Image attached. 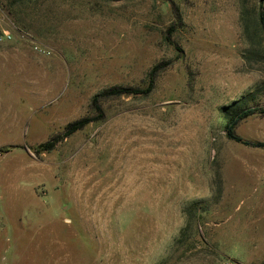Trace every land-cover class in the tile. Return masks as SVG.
<instances>
[{
	"label": "rangeland",
	"instance_id": "374dc122",
	"mask_svg": "<svg viewBox=\"0 0 264 264\" xmlns=\"http://www.w3.org/2000/svg\"><path fill=\"white\" fill-rule=\"evenodd\" d=\"M261 3L0 0V264H264Z\"/></svg>",
	"mask_w": 264,
	"mask_h": 264
},
{
	"label": "trees",
	"instance_id": "16d2710c",
	"mask_svg": "<svg viewBox=\"0 0 264 264\" xmlns=\"http://www.w3.org/2000/svg\"><path fill=\"white\" fill-rule=\"evenodd\" d=\"M258 24L260 26V29L262 33L264 34V6L261 3V8L260 12L258 13ZM153 78L151 77L149 79V84L146 89L140 90V89H134V88H129V87H114L110 90H107L101 94V96H112V97H121V96H127V95H137V94H142V95H147L151 92L152 87H153ZM97 98V97H96ZM253 113H255L254 110H242L239 112H236L235 114L231 115L225 124L224 130L226 137L229 140H232L236 143L243 144L246 146H253V147H264V143H250L249 141H244L242 140L239 136L236 135L235 129L238 125V123L251 116ZM90 123V119H81L78 121H75L73 123H70L67 125L65 132L62 136H59L57 138H54L53 140L40 144L38 147V150H41L42 152L48 151L53 148V146L58 142L61 138H66L73 133L77 132L78 130H81L84 128L86 125Z\"/></svg>",
	"mask_w": 264,
	"mask_h": 264
},
{
	"label": "built area",
	"instance_id": "2783aa9c",
	"mask_svg": "<svg viewBox=\"0 0 264 264\" xmlns=\"http://www.w3.org/2000/svg\"><path fill=\"white\" fill-rule=\"evenodd\" d=\"M10 38L7 34H5L4 36L0 37V41H3L4 39ZM35 49H37V47H34Z\"/></svg>",
	"mask_w": 264,
	"mask_h": 264
},
{
	"label": "water",
	"instance_id": "95a60500",
	"mask_svg": "<svg viewBox=\"0 0 264 264\" xmlns=\"http://www.w3.org/2000/svg\"><path fill=\"white\" fill-rule=\"evenodd\" d=\"M262 5L264 6V0H262Z\"/></svg>",
	"mask_w": 264,
	"mask_h": 264
}]
</instances>
